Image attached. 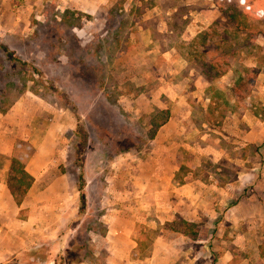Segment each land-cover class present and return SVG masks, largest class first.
<instances>
[{
    "label": "rangeland",
    "instance_id": "374dc122",
    "mask_svg": "<svg viewBox=\"0 0 264 264\" xmlns=\"http://www.w3.org/2000/svg\"><path fill=\"white\" fill-rule=\"evenodd\" d=\"M27 1L29 13L25 19H21V9L12 7L15 13L11 9L9 17L4 14L7 21H0V43L14 50L22 60L21 63L11 64L0 51V91L2 83L7 86L0 96V138L4 134L13 139L34 132V142L47 131L55 138V153L49 156L50 168L41 182H55L56 189L58 185L64 188L66 199L62 215L57 222L52 221L53 225L60 222V229L56 227L54 230L52 226L53 230H50L55 236L49 240L60 242V245L55 250L49 247L48 253L50 257H67V251L74 252L75 249L74 257H101L105 261L104 257L121 255L116 251L119 247L111 253L112 244L120 243L119 246L129 249L131 245L128 241L133 242L128 236L132 235L135 239V235L139 234L140 243L132 256H147L151 254L153 238L160 229H137L139 224H144L135 221L134 224L133 214L129 224L136 230L121 229V218L123 215L127 217L121 209L124 205L130 213H134V209L141 204L146 205L147 194L153 193L156 160L165 155L156 136L150 139L148 135L152 109L159 101L172 105L167 94L175 92L171 82L178 80L177 89L184 88L185 94L195 90L189 85L193 82L190 78L197 75L195 72L192 76L190 71L194 64L189 62L181 70L179 64L172 63L176 60L173 54L189 56L188 44L219 19L220 16L214 18L208 25L204 18L207 11L218 10L216 2ZM112 8L117 12L120 10L121 16L111 14ZM5 10L2 7L0 12ZM218 27L223 31L222 37H225L228 33L224 29V20ZM241 38L244 36L238 37L240 41ZM254 63L256 67L250 66ZM234 64L237 74H229L220 85L230 99L228 105L224 100L221 106L227 110L235 108L241 119L246 110L256 114L259 123V155L256 161L259 173L264 174V138L260 134L264 120V37L257 36L245 46L234 58ZM176 68L178 72H175ZM234 121L230 118L225 122L228 130ZM82 131L86 133V145L79 158L84 138ZM217 135L212 134L208 141L217 143ZM185 136L186 133L180 136V142ZM220 137L223 139L221 143L227 147L230 142L221 134ZM190 139L186 138L184 142ZM236 152L244 154L245 150ZM195 156L192 155L194 161ZM177 157L178 162H188L189 151L177 150ZM203 159L198 168L181 165L180 173L184 174V178L190 177L192 172L194 177L205 173L214 182L223 171L218 168L227 165L214 162L205 154ZM80 185L84 186L82 191ZM247 200L251 204L241 212L242 226L239 229L226 227V223L234 220V214L225 210L215 217L204 215L200 220L201 224L225 221L221 229L203 230L201 224L199 228L193 226L191 229L197 231V238L191 240L181 236L184 225L177 222L179 228L167 229L163 235L173 236L177 250L191 248L187 255L197 257V264H216L214 260L223 257L219 244L222 245L225 240L228 248L230 245L239 247L233 242L235 236L247 233L251 246L238 248L232 254L240 258L259 257L252 264H264L262 190L252 191ZM110 220L117 221L119 228H112ZM67 240L70 241L68 246L63 247ZM185 255L178 251L173 264H186L180 258ZM103 261L98 263L104 264Z\"/></svg>",
    "mask_w": 264,
    "mask_h": 264
},
{
    "label": "crops",
    "instance_id": "0c3cea01",
    "mask_svg": "<svg viewBox=\"0 0 264 264\" xmlns=\"http://www.w3.org/2000/svg\"><path fill=\"white\" fill-rule=\"evenodd\" d=\"M28 6L27 0H0V9L6 8V12H0V21L5 20L6 22L7 18L4 19V14H8L9 17L11 9L15 13L13 9L16 7L22 11L21 19H25L29 13ZM213 6L216 5L213 4ZM219 16L220 13L215 9L211 12L207 11L204 18L209 25L214 18ZM173 56L176 60L172 63L179 64L181 70L185 69L189 62L194 64V68L190 71L192 76L195 75V72L197 75L195 78H190L193 79V82L189 85L195 90L188 95L183 93L184 88L177 89L179 88L178 80L176 83L171 82L170 85L175 92L167 94L172 105L161 104L160 101L155 104L152 111L154 112L156 108L169 109L170 119L156 134V139L161 144L160 150L161 152L164 150L165 156L156 160L153 172L154 184L151 189L153 193L147 194L146 205L141 204L140 207L134 209V213H130L123 205L121 213L127 217L123 215L121 218L122 225L117 221L115 223L114 220H110L112 228H119L120 225L121 229L136 230L135 226L129 224V219L133 214V223L135 221V223L144 224L141 226L139 224L137 229L151 231L160 229L159 234L153 238L151 254L144 257L132 256V252L140 243L139 234L135 235V239L129 235L128 239L133 242L128 241L131 245L129 249L123 245L119 246L120 243L110 246L113 247L111 253L116 251L119 255L121 253L119 257H104L105 261L101 260V257H88L78 264H88L94 260H98L95 264H99V261H103L104 264H173L174 256L178 255V251L186 254L185 257H180L185 260L186 264H197V257L192 254L191 257L187 255L188 249L191 248L177 250L175 240H172L173 236H164L166 230L177 229L178 227L174 228L173 226H178L177 222H180V219L195 223L194 226L199 228L202 216L215 217L224 213L225 210L234 214V220L231 223H226V227L239 229V226H242L241 212L246 211V206L251 204L247 197L250 198L252 191L259 188L264 195V174L259 173L258 161H256L257 155H259L257 151L259 144L257 116L246 110L241 119L237 110H234L235 108L227 110L226 107L222 108L221 106L224 100L228 105L230 99L220 85L229 74L235 72L237 74L238 70L234 67L235 64L224 75L209 80L196 67L195 63L190 61V55L187 58L177 56V54H173ZM250 66L256 67V63ZM175 72H178L177 68ZM204 99L209 103H206ZM224 117L226 119L223 122ZM230 118L235 121L230 123L231 126L228 130L224 124ZM261 126L260 134L264 138V120ZM184 133L187 137L185 136L180 142V136L182 137ZM33 134L34 132H29L27 136H16L13 139L4 134L0 138V264H62L63 258L65 259V257H50L51 254L48 251L49 247L51 250H55L60 245V242L50 241L49 238L55 236L54 232L50 233V230H53L52 226H54V230L56 227L60 229V222L53 225L52 221L57 222L58 217L65 210L66 190L59 185L56 189L55 182H41L42 177L50 168L49 156L55 153L56 141L53 135L47 131L42 138L38 136L39 139L33 142ZM212 134H219L217 135L219 138L215 140L217 143L209 142ZM220 134L230 142L227 147L221 143L223 139ZM186 138L191 139L184 142ZM19 140L30 142L35 149L24 167L25 171L33 177V181L20 203L9 184L15 147ZM177 150L186 151V153L189 151V158L187 157L189 161L178 162ZM240 150H245L244 154L236 152ZM198 153H201V156H198ZM214 153H216V157L213 158ZM194 154L197 155L195 161L192 160ZM204 154L208 155L209 159H214V162H223V165H227L226 168H218L223 171L217 175L214 182L205 173L196 174L194 177L192 172L190 177L184 178V174L180 173L181 165L186 164L193 169L198 168L197 166L201 167L204 162ZM236 215L237 218H235ZM250 215L252 219L253 214ZM223 223L225 221L218 224L207 222L201 224V228L203 230L221 229ZM62 226H64V221ZM248 226L253 228L250 224ZM246 234L240 233L237 237L235 236L233 242L239 247L230 245L232 248H228L223 240V244H219L218 247L223 257L214 260L215 263L252 264L255 259L258 260L259 257L240 258L232 254V251L237 252L238 248L245 249L247 246H251ZM186 235L189 234L183 233L181 236L192 240L191 236L190 238ZM249 235L251 234L249 233ZM69 242L65 241L63 247L68 246ZM115 247L119 248L114 251Z\"/></svg>",
    "mask_w": 264,
    "mask_h": 264
},
{
    "label": "trees",
    "instance_id": "16d2710c",
    "mask_svg": "<svg viewBox=\"0 0 264 264\" xmlns=\"http://www.w3.org/2000/svg\"><path fill=\"white\" fill-rule=\"evenodd\" d=\"M215 2L220 12L219 19L208 30H204L188 44L190 61L192 60L201 73L209 80H214L228 72L234 66V58L245 46H248L257 36L264 37V0H215ZM119 11L117 12L114 8L110 9V13L115 14V16H121ZM108 19L112 18L108 16ZM221 20H224V29L228 33L225 37H222L223 31H220L218 27L221 24ZM241 35L244 38H241L240 41L238 37ZM0 51L11 64L22 62L14 50L5 44L0 43ZM0 71H2L1 68ZM13 85L15 86V84ZM6 89V83H2L0 96ZM74 110L76 111V109ZM169 119V109L156 108L149 119V138H155L158 130ZM79 129H81L80 126ZM82 134L84 138L80 146L79 158H81L86 145V133L82 131ZM34 150V146L28 141L19 140L16 143L9 184L19 203L33 181V177L25 171L24 167ZM83 189L84 186L80 185V190L82 191ZM179 221L184 225L183 232L196 239L197 231L191 229V226H194L195 223L185 219H180ZM173 227L177 228L178 226L174 225ZM74 252H69L68 250L67 257L63 258L62 264H78L84 258H88L74 257Z\"/></svg>",
    "mask_w": 264,
    "mask_h": 264
}]
</instances>
